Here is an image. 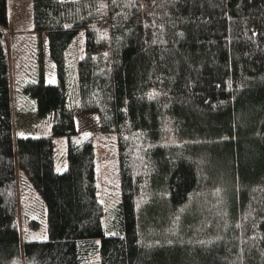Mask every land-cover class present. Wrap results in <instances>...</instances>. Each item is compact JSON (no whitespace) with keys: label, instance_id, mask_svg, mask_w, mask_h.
<instances>
[{"label":"trees","instance_id":"16d2710c","mask_svg":"<svg viewBox=\"0 0 264 264\" xmlns=\"http://www.w3.org/2000/svg\"><path fill=\"white\" fill-rule=\"evenodd\" d=\"M7 1L0 264H264V0H32L57 80L23 87L50 128L31 136L13 130ZM70 80L81 110L116 134L109 215L93 139L72 138ZM58 135L67 137L61 171Z\"/></svg>","mask_w":264,"mask_h":264},{"label":"rangeland","instance_id":"374dc122","mask_svg":"<svg viewBox=\"0 0 264 264\" xmlns=\"http://www.w3.org/2000/svg\"><path fill=\"white\" fill-rule=\"evenodd\" d=\"M31 2L32 0L7 1L8 24L5 27V40L9 60L11 107L15 136L49 134V125L40 123V118L35 113L34 98L23 87L39 75L46 83H54L57 80L55 63L49 55L45 34L33 29ZM83 37L84 32L81 29L67 52L69 78H71L72 73L75 76V60L80 49L79 40ZM73 85L70 80L68 98L76 123V134L72 138L74 141H78L83 136H91L93 139L98 194L104 210L108 214L119 198L115 156L116 134L99 131L97 114L81 110L77 86ZM54 142L55 168L61 171L67 164V137L65 135L55 136ZM95 262L92 259L87 264H95Z\"/></svg>","mask_w":264,"mask_h":264}]
</instances>
